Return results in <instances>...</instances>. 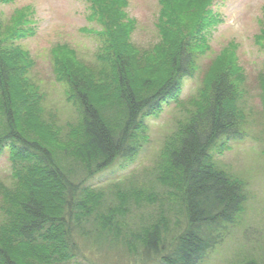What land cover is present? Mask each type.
<instances>
[{
	"label": "trees",
	"instance_id": "16d2710c",
	"mask_svg": "<svg viewBox=\"0 0 264 264\" xmlns=\"http://www.w3.org/2000/svg\"><path fill=\"white\" fill-rule=\"evenodd\" d=\"M87 1L101 18L103 46L91 65L78 61L68 45L53 49L66 99L78 111L63 134L51 130L53 142L44 129L50 116L28 75L34 61L17 42L30 32L25 25L32 10L15 9L9 17L0 11V155L9 151L15 179L0 185V264H86L83 247L110 244L134 264H202L239 222L248 193L246 181L218 166L211 151L218 140L223 147L246 133L234 49L214 57L194 109L166 136L155 165L161 193L145 196L154 212L133 222L125 209L137 198L134 188L124 196L117 188V202L106 204L105 189L89 179L114 157L132 158L141 148L145 119L178 98L204 50L212 0H160L162 38L147 48L129 40L133 21L122 0ZM261 85L264 105V77ZM239 264H264V254Z\"/></svg>",
	"mask_w": 264,
	"mask_h": 264
},
{
	"label": "rangeland",
	"instance_id": "374dc122",
	"mask_svg": "<svg viewBox=\"0 0 264 264\" xmlns=\"http://www.w3.org/2000/svg\"><path fill=\"white\" fill-rule=\"evenodd\" d=\"M211 2L206 18L210 23L203 30L204 50L197 53L192 72L183 78L178 98L164 103L158 113L145 119L141 148L132 158L114 157L90 177L89 184L105 189L106 204L117 202V188L123 196L128 189L134 188L137 198L130 200L127 209L124 208L130 221L138 222L152 214L154 206L148 204L145 196L148 192L152 195L161 193L155 165L166 136L175 129L177 120L182 119L187 110L194 109L191 102L199 95L202 80L214 57L224 50L234 49L233 57L240 78L242 76L240 88L244 91L245 112L248 114L244 126L246 133L243 138L229 140L223 147H219L218 140L211 151L218 166L246 181L248 193L239 222L229 227V235L202 264H239L243 257L264 254V105L261 97L264 40L260 37L264 26V0ZM121 3L126 19L133 21L129 40L134 46L147 48L162 38L157 25L158 13L163 7L160 0H122ZM164 7L167 6L164 4ZM19 8L32 10L30 21L25 25L30 27V32L17 42L29 51L34 61L28 75L41 94L45 115L50 116L44 129L53 142L56 140V133L51 132L56 129L54 127L63 134L67 124L78 119L77 109L66 99L68 86L57 71L53 49L59 44L68 45L75 51L78 61L91 65L103 46L98 35L102 24L99 15L91 13L87 0L0 2V11L5 17ZM42 118L46 120L43 113ZM12 170L9 151L5 149L0 155V185H10L15 180ZM141 195L145 197L142 200ZM1 217L0 213V220ZM118 247L114 244L87 245L83 247L84 256L80 259L86 264L91 263L88 257L92 261L98 259L111 264H134L135 259ZM105 254L109 255L106 260L103 258Z\"/></svg>",
	"mask_w": 264,
	"mask_h": 264
}]
</instances>
